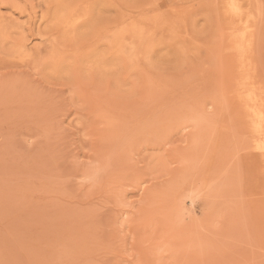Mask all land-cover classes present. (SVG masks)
<instances>
[{"label": "rangeland", "instance_id": "374dc122", "mask_svg": "<svg viewBox=\"0 0 264 264\" xmlns=\"http://www.w3.org/2000/svg\"><path fill=\"white\" fill-rule=\"evenodd\" d=\"M261 143L264 0H0V264H264Z\"/></svg>", "mask_w": 264, "mask_h": 264}, {"label": "bare ground", "instance_id": "6f19581e", "mask_svg": "<svg viewBox=\"0 0 264 264\" xmlns=\"http://www.w3.org/2000/svg\"><path fill=\"white\" fill-rule=\"evenodd\" d=\"M263 135V134H262ZM260 136V135H259ZM262 144V143H261ZM257 149V148H256ZM261 151H264V143L258 148Z\"/></svg>", "mask_w": 264, "mask_h": 264}]
</instances>
